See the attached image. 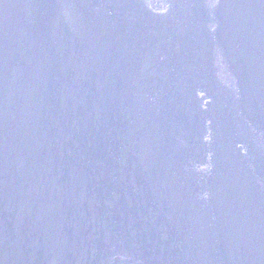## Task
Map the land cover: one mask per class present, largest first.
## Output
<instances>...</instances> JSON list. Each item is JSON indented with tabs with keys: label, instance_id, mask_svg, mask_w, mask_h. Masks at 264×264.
Listing matches in <instances>:
<instances>
[{
	"label": "water",
	"instance_id": "1",
	"mask_svg": "<svg viewBox=\"0 0 264 264\" xmlns=\"http://www.w3.org/2000/svg\"><path fill=\"white\" fill-rule=\"evenodd\" d=\"M0 264H264V0H0Z\"/></svg>",
	"mask_w": 264,
	"mask_h": 264
}]
</instances>
